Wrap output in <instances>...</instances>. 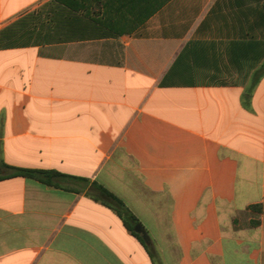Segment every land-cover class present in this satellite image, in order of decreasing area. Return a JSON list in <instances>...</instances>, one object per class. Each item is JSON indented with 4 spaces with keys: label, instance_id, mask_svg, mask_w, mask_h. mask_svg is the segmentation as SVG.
Here are the masks:
<instances>
[{
    "label": "crops",
    "instance_id": "obj_1",
    "mask_svg": "<svg viewBox=\"0 0 264 264\" xmlns=\"http://www.w3.org/2000/svg\"><path fill=\"white\" fill-rule=\"evenodd\" d=\"M0 169V264H153L93 182L164 264H264V0H0Z\"/></svg>",
    "mask_w": 264,
    "mask_h": 264
},
{
    "label": "trees",
    "instance_id": "obj_2",
    "mask_svg": "<svg viewBox=\"0 0 264 264\" xmlns=\"http://www.w3.org/2000/svg\"><path fill=\"white\" fill-rule=\"evenodd\" d=\"M257 44L261 45L262 43H258L256 41H254L253 43L251 42L250 48H252L253 45H257ZM3 167L11 168L13 170L12 173L8 174V176L10 177L20 176V177L33 178L49 186H57L55 180L64 176L52 170L16 168V167H10L8 165H3ZM88 195L95 201H99L103 205L111 208L118 215L124 227L134 237H136L139 240V242L147 250L149 256L151 257V260L153 261V264H156L155 263V260H156L155 253L153 252L151 247L145 242L142 236L135 231V226L139 225L140 221L129 210V208L125 205V203L120 198H118L116 195H114L112 192L107 190L102 185L97 184L96 182H93L91 184V189L88 192ZM250 209H255L257 214H260L262 212V206L260 204L251 205ZM258 223H259L258 219L251 222L252 225H257Z\"/></svg>",
    "mask_w": 264,
    "mask_h": 264
},
{
    "label": "rangeland",
    "instance_id": "obj_3",
    "mask_svg": "<svg viewBox=\"0 0 264 264\" xmlns=\"http://www.w3.org/2000/svg\"><path fill=\"white\" fill-rule=\"evenodd\" d=\"M205 74L204 73H201V72H197V73H193V75H190V74H187V75H184L180 80L181 81H195V82H200V81H203L205 80ZM253 212H256L255 209H251ZM256 218L252 219V221H255ZM151 249L153 250V252L155 253L156 255V260H155V263L156 264H164L163 262V258H162V255L160 253V251L154 246V244L152 243L151 239H149V244H148Z\"/></svg>",
    "mask_w": 264,
    "mask_h": 264
},
{
    "label": "water",
    "instance_id": "obj_4",
    "mask_svg": "<svg viewBox=\"0 0 264 264\" xmlns=\"http://www.w3.org/2000/svg\"><path fill=\"white\" fill-rule=\"evenodd\" d=\"M2 173L0 169V174ZM135 231L142 236V238L145 240L147 244H149V236L147 232L144 230V228L139 224L135 226Z\"/></svg>",
    "mask_w": 264,
    "mask_h": 264
}]
</instances>
